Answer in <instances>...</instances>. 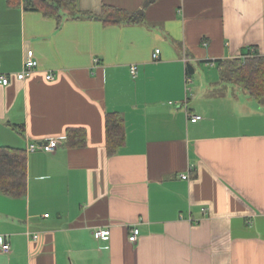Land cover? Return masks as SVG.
Returning <instances> with one entry per match:
<instances>
[{
  "label": "crops",
  "instance_id": "crops-1",
  "mask_svg": "<svg viewBox=\"0 0 264 264\" xmlns=\"http://www.w3.org/2000/svg\"><path fill=\"white\" fill-rule=\"evenodd\" d=\"M144 1L77 6L98 15ZM24 3L0 0V146L64 139L26 152L24 196L0 191V264H264V99L216 65L249 48L264 56V0H155L139 23H58ZM27 50L37 65L18 80ZM107 112L124 122L112 155ZM73 128L81 147L65 145Z\"/></svg>",
  "mask_w": 264,
  "mask_h": 264
},
{
  "label": "trees",
  "instance_id": "trees-1",
  "mask_svg": "<svg viewBox=\"0 0 264 264\" xmlns=\"http://www.w3.org/2000/svg\"><path fill=\"white\" fill-rule=\"evenodd\" d=\"M154 1L145 0L141 9L132 12L104 5L98 15L81 12L77 6V0H25L24 7L39 10L46 16L54 17L58 23L64 15L73 18L97 17L105 23H139L144 20V8ZM63 9H66V14L62 13ZM216 65L222 80L235 82L259 101L264 99V56L258 51L249 48L243 56L216 60ZM193 71V66L187 63V75H191ZM105 131L106 151L108 155H112L124 143V122L118 112L105 114ZM66 136V146L81 147L85 143L82 129H69ZM26 168L25 150L0 146V191L10 197L24 196L27 189Z\"/></svg>",
  "mask_w": 264,
  "mask_h": 264
},
{
  "label": "built area",
  "instance_id": "built-area-1",
  "mask_svg": "<svg viewBox=\"0 0 264 264\" xmlns=\"http://www.w3.org/2000/svg\"><path fill=\"white\" fill-rule=\"evenodd\" d=\"M159 53V49H156L155 52L153 53L154 57H157ZM37 62L33 57V53L31 50H27L25 53V57L22 62V67L19 72L15 74L16 79L22 80L26 76H28L33 70L36 68ZM131 72L132 74H135V65L131 66ZM45 79L47 80H53L54 79V73L53 72H48L45 74ZM10 76L9 74H0V83L2 85H7L9 83ZM189 120L192 122H195L201 118L200 115H188ZM64 137L63 136H55L47 139L44 143L43 142H28L26 146V152H33L38 149H45V150H54L56 146L63 141ZM187 175H182V178H187ZM47 216V214H45ZM109 235V230L108 229H102L98 228L93 231V236L96 239H105ZM139 235V229L136 226H133L130 228L129 234H128V240L130 242H136L138 239ZM33 238L36 239L38 238V234H33ZM0 250L2 252L8 253L10 250V244L9 242L5 239L4 236L0 235Z\"/></svg>",
  "mask_w": 264,
  "mask_h": 264
}]
</instances>
